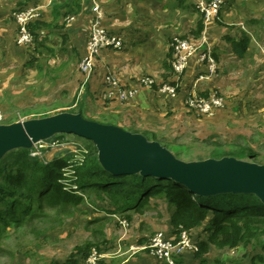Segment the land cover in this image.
Returning a JSON list of instances; mask_svg holds the SVG:
<instances>
[{
	"label": "rangeland",
	"instance_id": "obj_1",
	"mask_svg": "<svg viewBox=\"0 0 264 264\" xmlns=\"http://www.w3.org/2000/svg\"><path fill=\"white\" fill-rule=\"evenodd\" d=\"M27 1V4L12 7L9 12L10 20L16 23L15 15L26 8H41L45 21H41V18L33 24H46L39 30V41H45L43 43L54 53H49L35 39L31 44H20L17 23V31H11L12 42L0 39L1 128H11L24 122L57 115H77L76 112L81 107L85 111L86 119L104 124L115 123L120 112L119 107L114 106L120 100L105 98L108 90L105 80L108 76H115L125 89H137L138 94L146 88L157 93L156 98L159 102L165 101L168 110V101L165 97H160L161 93H164L163 85L176 86L177 95H180L184 77L191 65L189 64L181 76L175 74L173 61L177 56L174 46L176 41L187 40L193 45L206 41L214 50L218 48L215 54L218 55L219 61L212 54L213 69L209 68L207 61H200L199 55H202L206 47H201L194 55L193 60L203 66L195 70L199 72L196 76L199 79H209L203 81L206 84L205 91L202 92L207 93L200 94L215 95L221 100V105L211 116L191 109L186 103L192 92V81H189L186 91L191 92L187 93L184 99L188 108V112L183 116L185 120L170 113L169 117L173 119H167L168 123L153 126L156 135L166 137L169 143L181 146L182 149L157 143L177 161L195 166L218 162L224 158L213 157L203 143L205 138L211 137L230 146L225 150L238 146L252 150L253 157L244 155L236 160L264 168V0H226L219 15L210 19L199 7V2L209 4L212 0H186L183 7L178 0H165L157 8L167 17H153L150 23L153 36L144 49L135 48L137 50L132 52L126 48L127 43L123 36L106 29L109 34L122 37L124 46L118 50H102L104 52L101 51L95 59L93 72L89 77L81 69L88 51L85 48H88L90 41L88 21H78L76 14H66L68 3L64 4L62 0ZM93 1L98 4L100 2L87 0L86 6L91 8V11ZM54 8H61V13L55 15L54 12L53 19L46 22ZM138 18L139 16L136 21L132 20L134 27ZM201 20L204 22V30L200 37L196 38L194 32ZM242 32L249 35L251 45L246 57L239 60L231 55L225 37L240 38ZM170 50L172 55L168 58ZM191 60L190 63L193 61ZM149 68H154L152 74H147ZM137 69L142 76L139 88H130L121 81V73L125 71L124 73L130 76L131 70ZM144 79L152 80L153 85L145 86L142 82ZM87 85L89 89L84 94ZM101 85H105V92L100 89ZM63 135L31 144V151H34L32 156H38L46 162L60 153L66 157L79 156L81 150L86 147V142L71 134ZM146 135L150 142H154L151 135ZM11 151L4 152L0 160ZM187 153L191 154L192 159H183ZM154 202L152 208L143 215L128 211L125 215L130 216L108 214V217H105V214L93 212L95 205L92 206L89 199L79 206L77 211H58V214L48 212L47 218L35 220L31 226L17 230L10 228L4 233L0 239V264H65L73 256L81 260L82 254L77 252L89 243L97 245L100 249V253L95 251L98 260L94 261H97L95 264H169L166 259H161L149 249L158 235L166 242H177V238L169 232L171 224L167 208L161 202L155 203L153 207ZM201 232L202 229L195 231L192 237L196 239ZM192 237L190 246H186L180 254L172 252L174 262L251 264L247 250H219L212 245L203 259L193 260L190 253L195 252L196 245ZM141 239L145 240L142 246L138 244ZM142 247L146 248L141 249ZM86 261L81 262L86 264Z\"/></svg>",
	"mask_w": 264,
	"mask_h": 264
},
{
	"label": "trees",
	"instance_id": "obj_2",
	"mask_svg": "<svg viewBox=\"0 0 264 264\" xmlns=\"http://www.w3.org/2000/svg\"><path fill=\"white\" fill-rule=\"evenodd\" d=\"M178 2L183 7L186 0ZM66 7V14L79 15L82 12L81 0H73ZM54 10L55 15L61 13V8ZM45 25L42 22L32 24L30 31L36 42L53 54L52 49L39 41V30ZM203 30L204 22L201 20L194 32L195 37H200ZM226 41L237 57H246L251 45L247 33L242 32L239 40L227 37ZM171 55L172 50L168 58ZM76 113L84 117L85 111L81 107ZM117 122L109 124L121 127ZM76 137L86 142L79 156L66 157L60 153L46 162L32 156L33 150L22 148L11 151L0 160V239L10 228L22 229L31 226L35 220L47 218L48 212L77 211L87 199L92 206L95 205L94 213L107 215H125L128 211L143 215L155 201L153 207L161 202L167 208L171 234L175 238L178 239L182 232L192 237L195 231L202 229L196 239L192 237L197 258L203 259L208 253V246L213 245L219 250H247L251 264H264V203L258 196L228 192L204 197L191 193L181 183L171 179L137 172L111 173L103 168L96 144ZM153 140L166 147L182 149L169 143L167 138L155 136ZM203 143L216 158L254 156L252 150L241 146L225 150L230 146L219 139L205 138ZM186 155L184 160L192 159L190 153ZM138 244L144 245L145 240H139ZM94 251L100 253L99 247L89 243L77 253L82 254L81 261H86ZM81 261L73 256L65 264H82ZM175 264L181 262L175 261Z\"/></svg>",
	"mask_w": 264,
	"mask_h": 264
},
{
	"label": "water",
	"instance_id": "obj_3",
	"mask_svg": "<svg viewBox=\"0 0 264 264\" xmlns=\"http://www.w3.org/2000/svg\"><path fill=\"white\" fill-rule=\"evenodd\" d=\"M63 134L96 144L103 168L111 173L137 172L171 179L191 193L204 197L228 192L253 194L264 203L263 167L242 163L231 156L218 162L188 165L174 159L160 143L150 142L143 135L132 134L119 126L91 121L80 114L52 116L11 128L0 127V157L8 150L31 149L36 141Z\"/></svg>",
	"mask_w": 264,
	"mask_h": 264
},
{
	"label": "crops",
	"instance_id": "obj_4",
	"mask_svg": "<svg viewBox=\"0 0 264 264\" xmlns=\"http://www.w3.org/2000/svg\"><path fill=\"white\" fill-rule=\"evenodd\" d=\"M26 1L27 0H0V39H4V40H8V42H12L11 31H15V30L17 31L18 28H17V24L13 22L12 20H10L11 18L9 17L11 16L9 12L13 6L22 5L24 3L27 4L28 1L27 2ZM34 1H39V0H34ZM62 1L64 2V4L66 3L70 4L73 0H62ZM62 1H59V3H63ZM99 1H100L99 6H100L101 13H102L103 24L105 28L113 34H119L123 36L127 43L126 48L129 50H132V52L137 50L135 48L144 49L149 45L150 37L153 36V32L151 33L150 31V26H151L150 23L152 22L153 17L154 16L161 17V19H163L164 17H167L165 13H162L157 8V6L162 5V3L165 0H99ZM87 3H88L87 0H81L82 12L79 15H77V20L78 21L80 20L88 21V25H89V27L87 26L88 38L90 40L92 23L94 20V14L92 13L91 8L88 9V6H86ZM154 3L156 6L154 5ZM54 9H52V14L50 13V17L48 18V20H46V22H50V20L53 19L54 11H55ZM157 11H159L160 13ZM137 16H139V18L137 19L138 22L136 23V26L134 27L132 20L136 21L135 19ZM41 21H45L43 18V14H42ZM160 26L162 27L163 24H161ZM227 37H232L236 40H239L241 36L240 38H237L235 36H226L225 42L230 47L231 55H233L239 60H242L241 58L237 57L232 52L230 44L226 41ZM43 42L45 43V41ZM44 45L47 46V44H44ZM207 46L211 49L212 54L216 56V58L219 61L218 55L215 54L216 52H218V48L214 50V48H211L209 43H206L205 47ZM85 49L88 50L87 47ZM146 55H147V52H146ZM193 59L195 58H192V60ZM190 64H191L190 68L184 77L185 79L184 83H182L183 91L180 93V95L178 94L179 96L176 95L175 97H172L165 93H161L160 97H163V98L165 97L166 101H168V104H169L168 110H167V107L165 106V101L159 102L158 98H156L155 95L157 93H154L151 90H148L147 88L142 89L134 100H131L126 103H122L120 101L116 102L117 104H115L114 107L118 106L119 107L118 112H120V115H118L119 119H118L117 124L120 125L123 129H125L128 132H135L137 134L142 133L143 135L146 136L147 139L148 137L146 133L151 135L152 139L155 136L161 139L166 138L164 136L156 135L155 134L156 132L153 126H157V124L158 125L163 124L164 122H167L169 119H173L169 117L170 113H173L174 116L176 115V117L181 116V119L185 120L183 116L186 115L185 112H188L187 110L188 108L185 106L184 99L186 98L187 93L189 94L191 90H192L191 94L192 93H197V94L207 93V92H202L206 84L203 81H209V79L206 80L207 78H205V80L204 79L200 80L199 77L196 76L197 71H195L197 69H201L200 67H203V66H201L197 60H193L192 63ZM153 71H154V68L153 69L149 68L147 70V74H152ZM124 72L121 73V79H122L121 81L130 88H139V82L142 77L141 72H139L138 69L131 70L130 76L125 74L126 72L125 73ZM200 72H203V70H200ZM189 81H192V85H191L190 92H187L186 87ZM86 88L87 89L85 90L84 94L89 89L88 85ZM100 89L102 90V92H105L106 90L105 85L104 87H102L101 85ZM114 116L116 117V115ZM171 117H173V115ZM105 215H106L105 217H108L107 214ZM171 229L172 228L170 225V231H169L170 233H171ZM210 246L211 245L208 246V252H209ZM190 254L191 256L193 255L192 256L193 260H196V261L201 260L200 258H197L195 256L194 251ZM207 254H205L204 256H206ZM76 259L77 261L82 260V259L80 260V258H76Z\"/></svg>",
	"mask_w": 264,
	"mask_h": 264
},
{
	"label": "built area",
	"instance_id": "obj_5",
	"mask_svg": "<svg viewBox=\"0 0 264 264\" xmlns=\"http://www.w3.org/2000/svg\"><path fill=\"white\" fill-rule=\"evenodd\" d=\"M226 0H212L209 4H205L204 1L199 2V7H201L207 18L216 17L219 15L222 7L225 5ZM92 13L94 14V20L91 28V36L88 44L87 55L84 58L81 69L89 77L93 72V66L95 59L98 57L100 52L104 49H114L118 50L123 48L124 40L120 36L111 35L107 32L104 24L103 17L100 10V6L96 1H93ZM41 8H26L23 11L18 12L15 15L16 23L19 26V38L20 44L28 45L34 40V37L30 31V26L42 18ZM175 46L176 59L173 61V70L177 76H181L190 64V60L196 55V52L201 48L206 46V41L200 43L199 45H193L187 40H177ZM200 61H207L209 68H214V62L212 59V51L207 46L202 55H199ZM206 77H201L200 80ZM143 84L145 86H152L153 81L150 79H144ZM107 92L105 95L106 99L116 98L122 102L130 101L138 95L137 89H125L120 84L119 80L115 76H108L106 79ZM162 91L172 97L177 95V87L173 85L165 84L163 85ZM187 105L198 112L205 115L211 116L214 111L220 107L221 100H219L215 95H209L204 97L201 94L192 93L186 101ZM191 237L187 232H182L180 237L177 239L176 243L166 242L163 240L161 235H158L152 241L150 248L151 251L156 254L161 259H166L169 264H174L173 253L178 252L180 254L186 246H190ZM142 247L141 249H145ZM197 248L195 247L194 250ZM92 256V257H91ZM86 264H95L97 256L95 251L91 255ZM97 260L96 262H94Z\"/></svg>",
	"mask_w": 264,
	"mask_h": 264
},
{
	"label": "bare ground",
	"instance_id": "obj_6",
	"mask_svg": "<svg viewBox=\"0 0 264 264\" xmlns=\"http://www.w3.org/2000/svg\"><path fill=\"white\" fill-rule=\"evenodd\" d=\"M175 180V179H174Z\"/></svg>",
	"mask_w": 264,
	"mask_h": 264
}]
</instances>
